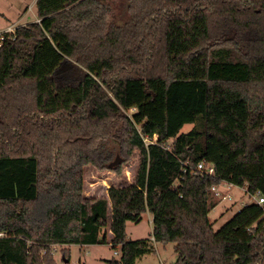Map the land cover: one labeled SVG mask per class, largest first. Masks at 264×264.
Returning <instances> with one entry per match:
<instances>
[{"label":"trees","instance_id":"16d2710c","mask_svg":"<svg viewBox=\"0 0 264 264\" xmlns=\"http://www.w3.org/2000/svg\"><path fill=\"white\" fill-rule=\"evenodd\" d=\"M110 2L37 0L39 21L0 33V264H57L56 246L68 262L109 235L113 264L157 242L176 264H263V207L218 230L209 213L223 181L264 195V0H123L119 22ZM106 141L139 163L90 196L85 166L124 161ZM146 211L151 236L129 239Z\"/></svg>","mask_w":264,"mask_h":264},{"label":"rangeland","instance_id":"374dc122","mask_svg":"<svg viewBox=\"0 0 264 264\" xmlns=\"http://www.w3.org/2000/svg\"><path fill=\"white\" fill-rule=\"evenodd\" d=\"M110 1L112 8L116 7L113 9L111 17L118 22L123 21L128 15L127 5L129 2H122L123 0ZM36 3L37 0H0V32L10 31V28L14 31L20 25L39 21ZM193 126V123L185 124L181 132H188ZM106 142L103 147L104 150L112 152L111 161H114L117 157L123 158L124 161L119 171L106 167L99 168L93 164L85 166V192L90 196L107 195L110 186L123 184L125 180H132L139 163V152L137 150L128 157L120 152L117 143ZM225 189V187H222L224 193L226 192ZM230 193L231 198L224 199L220 197L219 203L209 213L215 230L220 229L246 204L256 201L246 186L235 185ZM126 229L129 239L150 237L153 231L152 214L146 211L139 221H127ZM110 240L111 235H109L107 242L93 245L71 244L66 246L71 251L68 262H65L62 250L65 246H56L54 250L56 262L57 264H113V259L120 258V246L114 247ZM177 258L174 242H157L155 243V250L139 257L136 264H176Z\"/></svg>","mask_w":264,"mask_h":264},{"label":"built area","instance_id":"2783aa9c","mask_svg":"<svg viewBox=\"0 0 264 264\" xmlns=\"http://www.w3.org/2000/svg\"><path fill=\"white\" fill-rule=\"evenodd\" d=\"M10 31H13V29L10 28ZM195 170L198 172H201V173L212 174V173H214L215 169H214V165L212 163H209L206 161H201L198 163ZM233 186H235L233 183H231L229 181H223L220 184L214 185L212 187V191L214 192V194L218 198H220V197H222L224 199L225 198H231L232 195L230 193V190L232 189ZM222 187L226 188L225 193H224V190H222ZM247 189H248V187H247ZM251 195L255 198V200H256L255 202L264 208V195L260 191H257L256 193H251ZM3 235H4V232L0 231V236H3ZM116 253H118V251H116Z\"/></svg>","mask_w":264,"mask_h":264},{"label":"water","instance_id":"95a60500","mask_svg":"<svg viewBox=\"0 0 264 264\" xmlns=\"http://www.w3.org/2000/svg\"><path fill=\"white\" fill-rule=\"evenodd\" d=\"M120 162H121V158L120 157H117L113 162L110 163V166L117 165Z\"/></svg>","mask_w":264,"mask_h":264},{"label":"crops","instance_id":"0c3cea01","mask_svg":"<svg viewBox=\"0 0 264 264\" xmlns=\"http://www.w3.org/2000/svg\"><path fill=\"white\" fill-rule=\"evenodd\" d=\"M37 18H38V16H37ZM10 28V27H9ZM1 33V32H0Z\"/></svg>","mask_w":264,"mask_h":264}]
</instances>
